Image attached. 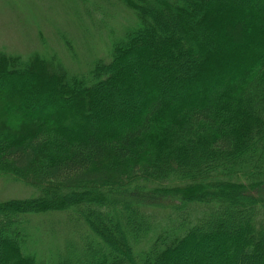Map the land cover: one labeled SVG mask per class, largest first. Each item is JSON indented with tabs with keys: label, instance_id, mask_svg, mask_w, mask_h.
Masks as SVG:
<instances>
[{
	"label": "trees",
	"instance_id": "obj_1",
	"mask_svg": "<svg viewBox=\"0 0 264 264\" xmlns=\"http://www.w3.org/2000/svg\"><path fill=\"white\" fill-rule=\"evenodd\" d=\"M76 2L0 48V264H264V0Z\"/></svg>",
	"mask_w": 264,
	"mask_h": 264
},
{
	"label": "rangeland",
	"instance_id": "obj_2",
	"mask_svg": "<svg viewBox=\"0 0 264 264\" xmlns=\"http://www.w3.org/2000/svg\"><path fill=\"white\" fill-rule=\"evenodd\" d=\"M70 7H77L76 0H0V48L8 47L14 53L23 55L42 50L44 47L43 36L46 33L53 34L54 38L61 36L63 34L61 25H69L66 16L73 13V11L70 12ZM76 12H83V7L76 10ZM119 14L123 16V12ZM76 16L79 18L77 20L80 22L81 27L78 21L74 19V22L78 25V34L76 35L75 31L71 29L74 37L77 38L73 41L72 46H76L78 41L82 43V41L91 40V42L86 43L85 51L75 48L74 53L82 56L87 55L84 59L89 63L105 60L102 57L106 56V52L109 53L112 43L111 38L109 37L107 42L108 38L103 34H90L91 36H87L85 27L88 24L91 31H99L100 29L96 27V23L108 22L112 15H99L94 20L87 15L83 16L77 13ZM125 18H129L126 12ZM55 29L59 35L57 32L54 33ZM104 31L102 33L106 34ZM82 50H84V46ZM32 193V190L19 182L9 178H0V201L12 198L24 199L30 197ZM50 219L56 220L53 217L47 218V220ZM65 220L63 219L64 226L68 223ZM39 241L42 244L46 242L41 241V239ZM37 247L42 252L40 243ZM47 255L51 254L48 253Z\"/></svg>",
	"mask_w": 264,
	"mask_h": 264
}]
</instances>
